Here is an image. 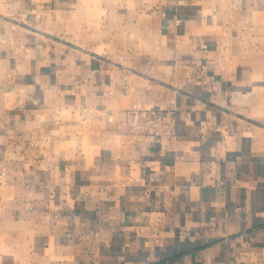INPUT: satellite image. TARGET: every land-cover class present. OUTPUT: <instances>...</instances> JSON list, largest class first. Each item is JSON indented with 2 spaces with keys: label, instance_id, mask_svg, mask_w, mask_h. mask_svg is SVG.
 <instances>
[{
  "label": "crops",
  "instance_id": "0c3cea01",
  "mask_svg": "<svg viewBox=\"0 0 264 264\" xmlns=\"http://www.w3.org/2000/svg\"><path fill=\"white\" fill-rule=\"evenodd\" d=\"M245 2L0 0V179L47 264H264Z\"/></svg>",
  "mask_w": 264,
  "mask_h": 264
},
{
  "label": "rangeland",
  "instance_id": "374dc122",
  "mask_svg": "<svg viewBox=\"0 0 264 264\" xmlns=\"http://www.w3.org/2000/svg\"><path fill=\"white\" fill-rule=\"evenodd\" d=\"M243 7L247 14L241 11L238 15V22L233 25L235 31L244 36L246 33L248 37H259L256 43L264 44V0H246ZM148 69L149 66L142 74L153 80L155 77L149 75ZM6 194L8 197L3 198ZM11 195L16 198L12 199ZM20 200L19 192L9 190L7 183L0 179V264H47L51 251L47 248L48 234L38 223L32 226L25 222L27 219L38 220L35 215L18 213L21 211L18 208L15 209L17 212L12 210Z\"/></svg>",
  "mask_w": 264,
  "mask_h": 264
}]
</instances>
